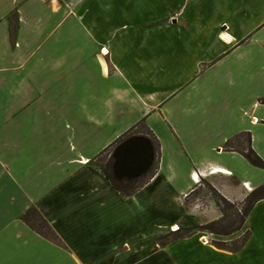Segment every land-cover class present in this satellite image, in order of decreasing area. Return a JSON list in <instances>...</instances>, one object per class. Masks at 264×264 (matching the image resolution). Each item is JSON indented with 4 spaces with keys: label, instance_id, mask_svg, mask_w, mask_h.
Here are the masks:
<instances>
[{
    "label": "crops",
    "instance_id": "obj_1",
    "mask_svg": "<svg viewBox=\"0 0 264 264\" xmlns=\"http://www.w3.org/2000/svg\"><path fill=\"white\" fill-rule=\"evenodd\" d=\"M141 121L159 170L123 197L95 161ZM249 148L264 161V0H0V264H264V199L218 236L248 234L238 252L159 241L222 218L187 208L204 182L237 206L264 185Z\"/></svg>",
    "mask_w": 264,
    "mask_h": 264
},
{
    "label": "trees",
    "instance_id": "obj_2",
    "mask_svg": "<svg viewBox=\"0 0 264 264\" xmlns=\"http://www.w3.org/2000/svg\"><path fill=\"white\" fill-rule=\"evenodd\" d=\"M230 144L228 145L230 146ZM243 154L253 166L264 170V161L251 148ZM160 155V143L157 137L147 127L145 121H141L97 157V160H99L106 156L101 161L102 164L96 167L109 180L117 192L123 197H130L140 191L155 177L159 170ZM209 190L222 213V218L200 227H193L173 233L170 235L171 240H178L198 231L207 232L215 236L231 235L242 228L255 204L264 199L263 185L247 197L244 201L245 207L241 211L237 205L230 203L211 186H209ZM32 212L37 214L47 229L48 233L43 234L45 238L52 241L50 238L56 235L36 210L26 213L23 216V221L33 230H36L28 219V215ZM248 238L249 235L247 234L240 246L235 244L229 248L228 244L218 241L214 242V246L218 249L238 252Z\"/></svg>",
    "mask_w": 264,
    "mask_h": 264
},
{
    "label": "rangeland",
    "instance_id": "obj_3",
    "mask_svg": "<svg viewBox=\"0 0 264 264\" xmlns=\"http://www.w3.org/2000/svg\"><path fill=\"white\" fill-rule=\"evenodd\" d=\"M170 1H173V0H170ZM247 141H248V139H247L246 136L239 137V138L235 139L230 144V146L228 148L229 149H235V150H243V149L246 150ZM105 157L106 156H104L103 158H100L99 160L95 161V165L96 166L101 165L102 164L101 161H103V159ZM202 185H203V187L200 190L196 191L194 194H192L191 196H189V198L187 199V206H188L187 208H189V206L191 207L193 204H195L196 206H198V210L204 212V210L206 211V210H210L211 209L210 208L211 207L210 206L211 202L215 203V198L210 193V190H209V186H211L210 182H204V184H202ZM243 187H244V184H243ZM244 189L246 190V188H244ZM238 207L242 211V209H244V207H245L244 201H243V204L239 203ZM28 219L30 220V223H32L33 227L37 230V231L36 230L35 231L38 234L44 236L43 234H47L48 233L47 229L45 228V226L43 225V223L41 222L40 218L37 216V214L35 212L30 213L28 215ZM200 223L202 224V222H200ZM201 224H197V227H200ZM255 226H258V225H255ZM175 229H176L175 227L171 228V230H173V233L176 231ZM199 233L207 234L210 237V240H212V242H213V240L214 241H219V240L221 241V238H222V237H218V236H215V235H212V234L210 236V233H207V232H199ZM241 236H242V234H241ZM50 237H51V235H50ZM166 237H168V238H166ZM244 237L245 236L241 237L238 241H236L234 243L228 244L227 246L229 248L230 247H233V245H235V244H237V246H240L242 244V241H243ZM50 239L52 240V242L57 243V245H59V244L62 243L56 236L55 237L53 236ZM170 239H171V237H170V235L168 233V235H165V236L161 237L159 239V241L161 243H166Z\"/></svg>",
    "mask_w": 264,
    "mask_h": 264
},
{
    "label": "built area",
    "instance_id": "obj_4",
    "mask_svg": "<svg viewBox=\"0 0 264 264\" xmlns=\"http://www.w3.org/2000/svg\"><path fill=\"white\" fill-rule=\"evenodd\" d=\"M218 170H215L213 172H217ZM193 180L195 181V183H200V179L198 175H193ZM244 188H246L247 191L252 192V189L250 188L249 184L244 183Z\"/></svg>",
    "mask_w": 264,
    "mask_h": 264
},
{
    "label": "bare ground",
    "instance_id": "obj_5",
    "mask_svg": "<svg viewBox=\"0 0 264 264\" xmlns=\"http://www.w3.org/2000/svg\"><path fill=\"white\" fill-rule=\"evenodd\" d=\"M176 228V227H175ZM178 228H176L175 230H177Z\"/></svg>",
    "mask_w": 264,
    "mask_h": 264
}]
</instances>
